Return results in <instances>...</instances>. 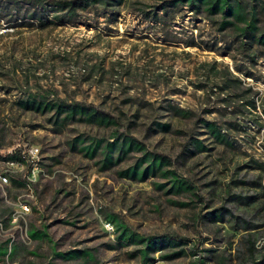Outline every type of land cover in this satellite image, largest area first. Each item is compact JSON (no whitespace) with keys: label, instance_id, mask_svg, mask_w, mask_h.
I'll return each mask as SVG.
<instances>
[{"label":"rangeland","instance_id":"1","mask_svg":"<svg viewBox=\"0 0 264 264\" xmlns=\"http://www.w3.org/2000/svg\"><path fill=\"white\" fill-rule=\"evenodd\" d=\"M68 1L0 0V264H237L241 218L257 226V258L264 247V48L252 57L228 50L231 39L179 1L91 3L66 14ZM254 2L264 14V0ZM188 41L195 46H183ZM226 51L234 61L221 55ZM213 61L219 69L234 62L248 70L249 77L238 75L256 93L255 110L229 114L234 106L223 108L221 95L206 103L194 84ZM27 96L89 105L110 122L74 116L58 131L47 120L51 112L17 103ZM167 105L236 123L228 138L233 155ZM119 134L141 150L133 147L116 161L115 151L103 165L104 144ZM189 135L204 149L179 155L183 145L192 150ZM97 140L102 144L91 152ZM144 152L168 156L164 169L174 170L186 190L169 191L171 176L120 174ZM248 177L256 199H232L251 193L239 183ZM221 206L228 212L207 221L205 213ZM151 236L180 242L172 250L182 253L165 259L163 249L143 259L137 251ZM75 250L89 255L69 253Z\"/></svg>","mask_w":264,"mask_h":264},{"label":"trees","instance_id":"2","mask_svg":"<svg viewBox=\"0 0 264 264\" xmlns=\"http://www.w3.org/2000/svg\"><path fill=\"white\" fill-rule=\"evenodd\" d=\"M124 0H70L65 3L64 8H68L67 13L74 10L75 8H84L91 3L103 6H116L123 3ZM177 1L183 2L187 5L190 12L195 14H201L202 17L210 20L217 25V30L231 39L232 45L228 50H232L234 53H243L249 57L256 56V54L263 52L264 48V14L257 9H254V0H164L165 5L174 6ZM63 6V5H62ZM64 10V9H57ZM261 12V14H259ZM63 15H53V18L60 20ZM33 13L30 14L32 16ZM48 22V21H44ZM28 24V23H27ZM43 24V23H42ZM183 46H195L192 42H184ZM226 47H229L226 46ZM222 53L221 55H227L232 61L235 60L234 54ZM258 52V53H257ZM208 63V69L203 76L202 81L194 84L196 90H202L206 98V103L210 102L209 97L215 95L220 97V102L223 106L229 107L234 106L233 109L229 110V114L237 115L238 113H244L247 110H255V99L253 95L256 94L252 91L249 85H244L242 79L239 77L238 73L244 77H249V72L247 69L239 67L233 62L232 69L227 66L221 67V69L214 67V63ZM17 103L23 108L33 109L38 112H51L47 120H52V124L56 127V130L62 129L69 121L74 120V116H77L75 120H85L94 121L98 124H108L110 122V117L104 115L103 113L95 110L89 105H84L79 102H65V101H49L40 96H27L23 99H18ZM261 104V111L264 115V100ZM170 108V114L176 117L177 120H193V125L200 127L204 139H207L219 148L221 153H229L233 155V147L228 141L229 133L231 130H238L236 128V123H232L230 120H226L219 123L217 119H207L204 115L190 113L188 110H184L178 106L167 105ZM209 110V109H208ZM206 108H203L201 112H209ZM248 112V111H247ZM223 115V113H222ZM233 118H237L234 116ZM188 124H186L187 126ZM156 126L160 131L177 133L179 130L169 129L168 123H156ZM126 135V136H125ZM121 136V137H120ZM189 135L186 137L185 141L187 145L192 146V150H188L186 145H183L179 155L187 153L194 154V152H200L204 149L201 142ZM95 147L92 149L94 152L95 148L101 145L100 140L96 141ZM134 147V148H133ZM131 148L141 150V146L138 142L133 140L127 134L117 135L112 142H106L103 146L104 156L103 165L106 163H112L111 153L116 151L115 161L120 158L121 155L128 152ZM132 150V149H131ZM13 157V156H12ZM143 162L146 165L140 169ZM169 158L166 155L158 153H148L144 152L141 158L136 161L133 166L129 169L121 172V175L128 176L135 179H144L147 176H157L159 178H166L171 176V181H169L168 190L173 193H177L181 190H186L189 186L183 181L178 180L174 175V170L164 169V166L169 164ZM252 169L259 168L258 165H251ZM236 182V181H235ZM239 183L246 185L247 188L251 189L250 194L240 195L236 193L231 194V198L238 200H243L244 202L250 203L256 199L252 188L255 186L256 182L252 177H248L246 180H239ZM258 185V183H257ZM228 212L223 206L213 208L205 213L206 220L209 222H216L220 220L224 213ZM241 229L242 234L239 243L236 246V255L239 257L237 264H264V247L262 252L259 253L257 258H254L255 252L257 250L254 248L253 242V230L257 228L256 224L253 223L249 218H241ZM130 239V238H127ZM180 244L178 241H172L166 236H151L145 238L143 241V248L139 249L137 252L141 254L142 258L148 257L150 254L157 250H166V254L161 255V257L175 258L182 253L181 248L177 250H172ZM73 256H77L76 253L82 257L88 256L89 252L86 250L80 251H70ZM72 256L71 254H69Z\"/></svg>","mask_w":264,"mask_h":264}]
</instances>
